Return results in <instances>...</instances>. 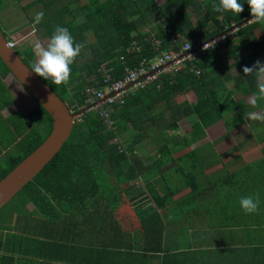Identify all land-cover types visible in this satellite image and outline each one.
<instances>
[{
	"label": "trees",
	"instance_id": "trees-1",
	"mask_svg": "<svg viewBox=\"0 0 264 264\" xmlns=\"http://www.w3.org/2000/svg\"><path fill=\"white\" fill-rule=\"evenodd\" d=\"M75 1L73 3L71 0H35V3H42L43 7L39 12L44 13L37 27H45L44 31L50 38L57 26L66 27L76 43L84 44L79 55H84L86 49L91 52L89 62L79 65L75 59L71 65L72 71L67 85L56 86L51 80L42 78L74 112L83 109L87 97L85 85L93 84L92 79H98L96 70L101 64L116 65V57L124 55L126 64L135 66L142 57L150 58L155 55L152 46L154 38L161 39L162 49L171 47L177 49L178 44L172 43L167 30H170V33H178L184 41L194 44L198 38L209 39L217 35L229 26L232 20L241 22L242 16L251 17L246 0H239L244 8L240 14L214 11V6L219 4V0H163L160 3L156 0ZM72 4L74 6H71ZM3 8L4 1L0 0V10ZM189 11L198 17L195 24L190 20ZM80 14L85 17L82 22L76 19ZM35 15L31 17V22H34ZM157 15L162 16V21L157 24L155 31L149 28L139 30V25L147 18ZM259 26L260 22H250L239 31L238 35L245 34L246 38H249L246 47L258 43V46L264 49V35L256 39L253 36L254 29ZM85 29L93 32L94 41L84 36ZM2 31L8 40H13L3 29ZM232 40L227 38L199 54L196 62L201 73L198 76L185 66L176 73L161 75L157 84L126 97L123 105L114 106L111 115L114 120L112 127H107L96 112L89 110L83 112L82 117L74 121L69 138L60 151L18 193L17 196L20 195L33 204L39 215L18 214L11 226L12 230L5 238L0 237V264H60L65 258L64 252L78 249L76 245L67 246L63 240L68 239L72 227L75 228L86 219L92 221L95 237L100 238V233L106 230L107 226L113 232L124 233L115 220L109 221L110 213L100 203L101 197L106 198L108 195L106 194L108 189H105L108 184L105 183L107 179L102 169L103 162L89 169L85 164L83 152L85 155L93 151L102 153L104 161L120 184L137 177L144 181L155 205L135 208L145 236L143 249L147 251L148 245L152 242H160L163 238L164 223L158 210L164 209L171 198L170 193L158 194L151 183L152 177L162 176L164 172L174 169L178 175L192 182V187L189 186L194 192L197 186V184L194 186L197 181L195 178L198 174L195 173L196 169L192 168L197 164V169L200 167L199 159L202 154L201 145L196 143L204 137L205 129L219 120L224 122L227 130L232 129L236 124L243 123L245 113L249 112L242 100H234L224 84V80L228 79V67L224 65V60L232 55L237 56L234 54L237 46H232ZM134 42L141 46L139 51H133ZM222 47L227 48L225 56L219 53ZM14 48L22 60L31 66L35 56L33 46L21 43ZM0 63L9 71L1 59ZM121 69V66L115 69L117 76ZM238 77L236 83L243 87L241 91L245 94L247 90L245 79L251 83L252 73L242 72ZM190 90L194 93L192 101L174 100L176 96L186 94ZM34 113L36 114L32 116L34 123L47 117L46 135L43 136L41 130L31 129L21 141L22 153L13 158L7 167L0 168V179L50 133L52 119L48 112L38 103ZM183 118L189 121L191 134L178 140L172 132L178 128V122ZM149 126H154L159 133L158 138L154 136L159 144L155 147L157 153L152 157V161L143 164L135 154V146L149 136L147 131ZM254 126L252 124L249 129L252 130L253 137L261 142L264 140V132ZM124 131L129 135L125 142L113 141ZM231 146V149H237L239 144ZM81 148L84 149L79 152ZM180 151L182 153L177 154ZM261 153V157L255 163L239 170L229 172L225 167L221 168L224 174L219 183L221 181L220 185H223L224 191L221 190L223 197L227 195L233 201L234 195L227 187L230 186L238 192L237 188L241 183H243L241 186L245 187L246 183L249 184L257 174H260L262 170L257 168L259 162H264V147ZM81 156L84 159L81 160ZM184 162L186 164L190 162L187 166L189 169H186ZM169 164L171 166L166 168ZM203 169H200V174ZM87 204L93 207L89 215L84 213L89 208L86 207ZM188 204L186 201L176 204L179 223L197 222L201 218L198 212L193 213L190 210ZM183 207L184 209H181ZM92 251V260L88 255L87 264H107L104 261L116 252L97 243L93 244ZM78 253L79 250L77 252L72 250L69 255L74 256L68 258L70 260L68 262H76V259L80 261ZM83 259L81 264H86L84 255Z\"/></svg>",
	"mask_w": 264,
	"mask_h": 264
},
{
	"label": "crops",
	"instance_id": "crops-1",
	"mask_svg": "<svg viewBox=\"0 0 264 264\" xmlns=\"http://www.w3.org/2000/svg\"><path fill=\"white\" fill-rule=\"evenodd\" d=\"M72 2L75 3L76 1L73 0ZM260 23L261 26L253 31L255 39L264 35V27L262 26L264 25V21H261ZM248 39L249 38H246L245 34L237 35L232 40V46H237V50L234 52L237 56L235 57L232 55L229 56V58L226 57L228 59L224 60V65L228 67V79L224 80V84L231 95L233 94L232 90L234 89L230 85L233 84L236 85L234 88H237L238 91L242 92V86L240 87L236 81H238V75H241L244 67H251L256 61H260L264 64V49H261L260 45L258 46V43H255L256 45L254 46L246 47ZM226 49V47H222L219 53L225 56ZM245 82L247 87L245 94L239 92L241 94L240 97L245 99V102L243 99L234 100H242L248 107L249 112H256L257 110V112L264 114L261 107L250 108L251 105L249 101L253 96V93L257 91L255 73H252L251 83L246 79ZM248 97H250V99H248ZM37 104V101L14 77V75L8 71L4 65L0 64V168L7 167L8 163L13 158L18 157L22 153L23 147L21 141L31 129H37L38 131L41 129L39 124L42 121V118L39 119L37 123H34L32 117L33 115H36L34 112L36 111ZM232 113L234 114L236 112ZM230 130L232 129L227 130V132ZM248 130L251 133V137L247 138L245 142L251 141V139L258 142L257 144L264 142V140L261 142L257 141L253 137L252 130L249 128ZM242 133L243 132H239V134L236 133L232 138L234 139L236 136L239 137ZM198 142H200V140L197 141L196 145ZM243 142L234 143L231 141L230 146L220 152L221 155L223 156L226 151L228 152L225 155H228L229 152L236 151L244 144ZM234 144H239L237 149H231V145ZM239 156L240 155L229 158L228 161L223 162L221 168L225 167L227 169V164ZM260 157L261 156L254 158L248 163L239 166L234 171L239 170V168L248 164L255 163ZM220 160L218 162H220ZM221 168L219 169V172L224 174V171ZM227 171L229 170L227 169ZM172 172L177 174L176 171ZM195 179L197 180V177ZM99 180L102 181L103 179ZM133 180L140 181L144 184V181L139 177ZM133 180L123 184L118 183L117 180L113 181V191L115 187H121V189H123V191H121L122 197L120 201L122 206L118 207V212L121 209L122 212L125 210L127 213L123 217L121 223L120 221L118 222V219L115 221L124 233L113 232V230H110L107 226V229H103L104 231L100 233V238L95 237L93 233V223L90 219H86L82 224L77 225L75 228L72 227L69 230L68 239L63 240L67 246L76 245L78 247V249H70L67 252L70 253L72 250L77 252V250H79L78 255L81 257V260L79 261L76 259V262H68L70 261L68 258L74 255H69V253L64 252L63 254L65 258L64 260H61L60 264H81L82 260H84L83 255L85 256V263L87 264L88 255L92 260L94 243L102 244L104 247H108L109 250L116 251L108 260L104 261L107 264H264V195L260 198L259 193H252V191H250L253 190V186H256L254 184L256 181H251L249 184L246 183L247 186L245 187L241 186L243 184L241 183L237 189L239 190L240 187H243L244 192H239L238 199H235L238 192L230 186L227 187L228 191L231 190L230 193L232 195H236L233 197V201L229 199V196L227 195L222 197L225 201L223 204L220 202L222 200L221 197L218 198V202L214 201L217 200L216 194H214L212 198H206L200 203L198 200H195V206H189V204L188 206L193 213L198 212V216H201V221L179 223V212L176 211L178 208L176 204L183 201L190 203L191 194L195 191H201V189H199V182L194 183V186L195 184H197V186L193 192L192 188H190L192 183L190 180H185L183 178V181H180L182 184L177 186L175 184L173 185L168 178L163 179V177L160 176L159 181L161 180L164 183L166 189L164 193H160L153 181L156 179L152 178L151 183L154 184V189L158 194L163 195L170 193L169 197L171 200L167 203L164 209L158 210L164 223L163 238L160 242L156 241L148 245L146 251L143 249L145 240L143 228L137 214L135 213V208H146L148 206H154L155 204L148 192L149 198H144L138 203L132 202L134 205L132 209L123 207V204L126 202L125 199L134 189L132 187L134 185ZM105 183L110 185L108 179ZM106 189H108V187ZM124 190H126V194ZM222 190L224 191V189ZM245 190L246 193L248 190V194H246L247 196L256 197L258 195L259 197V207L258 211L255 213L245 214L240 207V197L245 194ZM106 191V194L110 193L109 189ZM197 194L198 193L195 192V195ZM102 199H105V197L102 196L101 200ZM28 202L34 207L30 201ZM100 203L102 205V201H100ZM137 204L141 206H138ZM86 207L89 208L85 210L84 213L85 215H89L88 213L91 212L93 207L88 204ZM181 209H184V207ZM30 210L25 209L24 212L15 214L13 222L16 221L18 214L39 215L38 212L37 214H34L33 211ZM34 210H36L35 207ZM107 211H109V209H107ZM180 213L182 214V212ZM109 221L114 222L111 215ZM11 230L12 228L4 230V232L0 234V237L5 238L7 233ZM64 261H66V263Z\"/></svg>",
	"mask_w": 264,
	"mask_h": 264
},
{
	"label": "rangeland",
	"instance_id": "rangeland-1",
	"mask_svg": "<svg viewBox=\"0 0 264 264\" xmlns=\"http://www.w3.org/2000/svg\"><path fill=\"white\" fill-rule=\"evenodd\" d=\"M3 1L5 4V8L0 10V26L8 34V36H11L13 38V41L16 42V45H20L21 43H24L25 45H31L34 47V44L39 42L42 45L46 46L50 40V37L44 31L45 27L43 26L37 27L36 25H34V22L30 21L31 17H33L36 13L42 10L41 9L43 7L42 3L41 2L35 3V0H3ZM80 1L83 2L84 0H80ZM156 1L160 3L163 0H156ZM71 6H74V4H72ZM189 14H190L191 22L195 24L198 17L192 14L190 11ZM220 17L221 16H219V19ZM76 19L77 21L82 22L85 19V17L80 14L77 15ZM161 21H162L161 15L147 18V20L144 23L139 25V30L142 31V30H147V28H149L155 31L157 24L161 23ZM83 33L84 36H86L90 41H94V35L90 29H85ZM181 41H184L182 37H181ZM35 59L36 57L34 56L33 62L35 61ZM76 60H77V64L79 65L84 62H89L91 60V52H89V50L86 49L84 55H79L76 58ZM196 86L197 85H195V87ZM230 86H232L234 89L232 90L233 98L237 100L243 99L242 97H240L241 96L240 93L242 92L238 91L237 88H234L236 87V85L233 84ZM193 98H194V93L192 90H190L186 94H181L179 96H176L174 100L177 102H181L183 100L192 101ZM248 99H250V97H248ZM243 101L245 102V99H243ZM256 107H261V110L264 113V101H259ZM250 108L253 107L250 106ZM47 121L48 119L46 117L45 120L43 119L39 124L43 136H45L47 133ZM252 124L255 125L254 127L256 129H261V131L264 132V122L251 121L248 120L247 117H245L243 123L235 125L232 128V130L228 132L222 120L217 121L216 123L208 126L205 129L204 138L200 139V142H198L197 144V145L202 144L201 145L202 154H201V158L199 159V161H201V165L198 169H197L198 164L195 168L191 167L192 170L196 169L195 173L198 174L196 182H199V189H201V191L199 192L196 191L198 193L197 195H195V192L191 194L189 206H195V200H198V202L200 203L203 202V200L206 198H210V197L212 198L214 194H216L217 196V200L214 201L218 202L219 201L218 198L223 197V192L221 191L223 189V185H220L221 181L219 183V179L223 177V174L219 172V169L223 166V162L228 161V159L231 157H237L238 155H240L238 158L232 160L227 164L228 165L227 169L232 172L235 169H237L239 166L246 164L249 161L253 160L254 158L261 156V147L264 146V142L257 144L258 142H256L253 139H251V141L245 142L247 138L251 137V133L249 132L248 128ZM139 129H141V127ZM147 131L149 136L144 138L142 142L138 143L135 146V154L140 158L143 164H148L152 161L151 160L152 157H154L157 153L155 147L159 144L158 142L155 141L156 138H154L155 135L157 138L159 137L157 136L159 133L154 129V126L152 127L149 126ZM239 132H243L242 135H240L239 137L236 136V138L233 139L232 136H234L236 133L239 134ZM172 133L176 135L178 140H181L185 136L187 137L190 136L191 125L189 121L185 118L181 119L178 122V128L174 130ZM128 137L129 135L127 131H124L119 133L118 136L113 139V141H119L120 143H123L128 139ZM231 141L234 143H240L244 141L243 142L244 144L241 145L236 151L229 152L228 155H225L228 152L226 151L222 156L220 152L228 148L231 144ZM208 142L213 144L209 145ZM83 149L84 148H81L79 152H82ZM179 153H182V151L178 152L177 154ZM82 154L86 158L85 164L89 169L92 168L94 165L103 162L102 169L104 171V176L110 181V185L107 186L110 193L107 195L105 199H102V206L103 207L105 206L107 209H109L112 218L116 221L118 219V222L120 221L121 223L123 217L127 213L125 210L122 212L121 209L118 212V207L122 206L120 201L122 197L121 191H123V189H121V187L120 188L115 187L114 191L112 190V187H114L113 181H116V179L112 171L109 169V166L104 161L102 153L100 152L95 153L93 151V153H90L89 155H85L84 152ZM83 156L80 157L81 160L84 159ZM219 160L220 162H218ZM184 163L186 169H189V167L187 166L190 162L188 164H186V162ZM169 166L171 165L169 164L167 167ZM206 166H210V167H206ZM201 168L204 169L200 174L199 172ZM257 169H260L262 171H260V174L259 175L257 174V176L253 179V181H256L254 183L256 186H253V190L250 191H252V193H256V192L259 193L260 198H262L264 195V179H263L264 162L262 163L259 162ZM172 171H174V169L164 172L165 174H162V177L165 179L168 178L173 185L175 184L179 186L180 184H182L180 183V181H183L182 180L183 176L175 174ZM152 178L156 179L153 181L158 191L160 193H164L166 189L164 183L161 180L159 181L160 176L158 175ZM133 181H134V185L132 187L134 189L131 191V194L127 196V198L125 199L126 202L123 204V207L129 209H132L134 207L132 202L138 203L144 198H149V193H148L149 190L145 188L144 184L137 180H133ZM124 191L126 194V190ZM239 192L242 193L244 192L243 187L239 188L237 196L236 195L233 196V197L236 196L235 199H238ZM246 194H248V190L247 193L245 190V194L241 195L240 198L246 197L247 196ZM17 195L8 203L6 207H4L0 211V234L3 233L4 230L11 228L12 224L14 223L13 220L15 214L24 212L25 209L28 210L31 209L30 211H33L34 214H37V211L34 210V207H32V205L28 202L29 200L24 199L23 197ZM220 202H222L223 204L225 201L222 198ZM200 221L201 218L199 219V222Z\"/></svg>",
	"mask_w": 264,
	"mask_h": 264
},
{
	"label": "built area",
	"instance_id": "built-area-1",
	"mask_svg": "<svg viewBox=\"0 0 264 264\" xmlns=\"http://www.w3.org/2000/svg\"><path fill=\"white\" fill-rule=\"evenodd\" d=\"M250 19L252 17L244 15L241 22L232 20L230 25L217 35L209 39L198 38L194 44L189 41H181V36L178 33H170V30H167L172 43L178 44L177 49L174 47L162 49L161 39L154 38L152 46L155 55L150 58L142 57L135 66L126 64L124 55L116 57V65L101 64L96 70L100 80L92 79L93 84L87 83L85 85V93L87 95L85 104L83 109L78 112L73 110V113H75L74 121L79 120L83 112L89 110L96 112L107 127H112L114 120L111 115L115 105H123L129 95L150 85L157 84V80L161 75L176 73L185 66L198 76L201 73L196 62L199 54L213 48L227 38L234 39L241 28L246 23H250ZM8 45L14 47L16 42L8 40ZM132 49L133 51H139L141 46L134 42ZM118 66H121L122 69L117 76L115 69ZM157 87L159 88L160 86L158 85Z\"/></svg>",
	"mask_w": 264,
	"mask_h": 264
},
{
	"label": "water",
	"instance_id": "water-1",
	"mask_svg": "<svg viewBox=\"0 0 264 264\" xmlns=\"http://www.w3.org/2000/svg\"><path fill=\"white\" fill-rule=\"evenodd\" d=\"M0 59L52 119L47 137L0 179L1 210L60 151L71 133L75 113L70 111L67 103L42 78L30 73V66L22 60L14 47L8 45V38L1 27Z\"/></svg>",
	"mask_w": 264,
	"mask_h": 264
},
{
	"label": "clouds",
	"instance_id": "clouds-1",
	"mask_svg": "<svg viewBox=\"0 0 264 264\" xmlns=\"http://www.w3.org/2000/svg\"><path fill=\"white\" fill-rule=\"evenodd\" d=\"M246 2L252 17L249 21L253 23L264 21V0H246ZM214 11L240 14L244 8L239 0H219V4L214 6ZM43 17V12L36 13L34 25L40 24ZM83 48L84 44L76 43L66 27L57 26L46 46L39 42L34 44L33 53L36 59L30 66V73L44 80H51L56 86L67 85L71 76V65ZM243 73L256 75L257 91L249 101L252 107H256L259 101H264V64L256 61L251 67H244ZM245 116L251 121L264 122V114L259 112L250 111L245 113ZM239 203L245 214H252L258 211L259 197L258 195L242 197Z\"/></svg>",
	"mask_w": 264,
	"mask_h": 264
}]
</instances>
